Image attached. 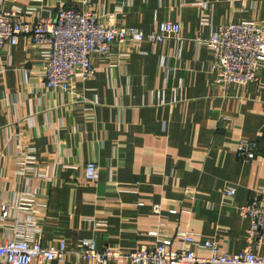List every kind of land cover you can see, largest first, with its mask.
<instances>
[{
	"label": "crops",
	"instance_id": "obj_1",
	"mask_svg": "<svg viewBox=\"0 0 264 264\" xmlns=\"http://www.w3.org/2000/svg\"><path fill=\"white\" fill-rule=\"evenodd\" d=\"M90 3L100 20L110 13L116 25L144 33L178 21L182 40H144L127 60L115 59L118 48L94 59V77L76 83L78 99L42 86L41 53L25 39L1 54L0 205L33 195L46 201L36 212L41 244L65 241L74 252L50 264H92L75 252L81 239L99 249L151 246L148 233L160 223L212 238L221 253L243 250L250 221L239 209L264 187V65L257 82L223 91L207 74L208 51L194 39L229 21L264 26V0ZM27 6L42 17L58 6L83 10L81 0H0L6 11ZM240 140L258 144L248 164L237 158ZM25 146L36 175L17 164ZM90 161L99 167L97 179L85 177ZM227 187L235 193L226 195Z\"/></svg>",
	"mask_w": 264,
	"mask_h": 264
},
{
	"label": "built area",
	"instance_id": "obj_2",
	"mask_svg": "<svg viewBox=\"0 0 264 264\" xmlns=\"http://www.w3.org/2000/svg\"><path fill=\"white\" fill-rule=\"evenodd\" d=\"M83 10L58 6L45 17L33 16L34 6L6 11L0 7V55L16 46L20 38L37 47L41 53V84L47 90L61 91L80 98L75 93L76 83L90 80L95 75L94 59L110 58L116 50V60H127L139 45L147 40L151 45L165 44L167 39L182 40V27L178 21H162L149 33L125 24L106 21L91 7L90 0H81ZM201 25L207 24L205 15ZM195 45L205 48L210 55L207 74L225 91L229 86L245 87L258 81L264 65V26L254 20L229 21L218 25L207 36L198 35ZM83 100V98H81ZM17 164L24 172L36 175L30 162V151L25 146ZM254 141L240 140L236 154L242 163H250L258 152ZM27 151V152H26ZM98 165L90 161L85 165V177L97 179ZM233 195L231 187L224 189ZM46 208V201L36 197L26 203L0 205V264H50L63 261L70 254L65 241L57 247L43 246L38 238L39 223L36 212ZM12 211H16L13 214ZM153 211L161 214L158 205ZM242 217L250 221L247 231L249 244L241 251L221 253L212 238L198 236L180 229H167L163 223L148 234L154 244L131 251L109 246L99 249L93 239H81L75 252L92 264H264V187L256 190L239 209ZM171 213L176 211L171 210ZM163 217V216H162ZM198 250L209 252L207 256Z\"/></svg>",
	"mask_w": 264,
	"mask_h": 264
}]
</instances>
